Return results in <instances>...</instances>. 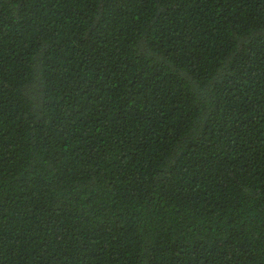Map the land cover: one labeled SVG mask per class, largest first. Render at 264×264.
<instances>
[{
	"label": "trees",
	"instance_id": "1",
	"mask_svg": "<svg viewBox=\"0 0 264 264\" xmlns=\"http://www.w3.org/2000/svg\"><path fill=\"white\" fill-rule=\"evenodd\" d=\"M0 264H264V0H0Z\"/></svg>",
	"mask_w": 264,
	"mask_h": 264
}]
</instances>
